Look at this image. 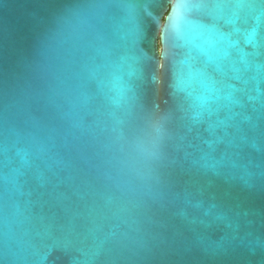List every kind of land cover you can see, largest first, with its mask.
<instances>
[{
	"label": "water",
	"instance_id": "1",
	"mask_svg": "<svg viewBox=\"0 0 264 264\" xmlns=\"http://www.w3.org/2000/svg\"><path fill=\"white\" fill-rule=\"evenodd\" d=\"M177 3L0 0V264L264 261V109L192 165Z\"/></svg>",
	"mask_w": 264,
	"mask_h": 264
},
{
	"label": "snow or ice",
	"instance_id": "2",
	"mask_svg": "<svg viewBox=\"0 0 264 264\" xmlns=\"http://www.w3.org/2000/svg\"><path fill=\"white\" fill-rule=\"evenodd\" d=\"M174 25L178 38L194 26L203 41L186 53L191 60L187 79L178 77L176 87L190 101L187 108L179 107L186 113L181 117L187 121L184 139L191 136L189 147L200 153L191 163L215 170L221 163L215 158L221 145L239 148L246 142L242 125L250 121L245 115L247 102L259 100L264 109V0H178ZM232 80L244 86L238 88ZM193 81L197 87L192 86ZM250 91L257 96H251ZM171 115L164 113L157 122L161 140ZM258 131L264 137V126ZM161 155L159 150L153 153L155 159ZM190 156L193 153H186L185 159Z\"/></svg>",
	"mask_w": 264,
	"mask_h": 264
}]
</instances>
